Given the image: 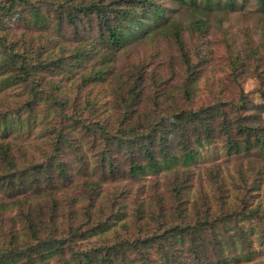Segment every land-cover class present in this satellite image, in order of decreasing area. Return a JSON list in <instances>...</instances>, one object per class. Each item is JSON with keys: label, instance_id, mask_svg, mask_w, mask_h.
Here are the masks:
<instances>
[{"label": "trees", "instance_id": "trees-1", "mask_svg": "<svg viewBox=\"0 0 264 264\" xmlns=\"http://www.w3.org/2000/svg\"><path fill=\"white\" fill-rule=\"evenodd\" d=\"M232 1L227 0L226 6L230 8ZM172 2L188 9L191 20L186 26L169 16L160 0H0V94L13 93L6 109H0V264H227L236 251L247 253L252 248L253 236L264 246V227L259 231L254 226L264 219L259 201L254 202V192L264 181V165L256 170L258 181L253 170L251 177V171L236 172L230 183L234 198L244 193L252 200L241 198L238 207L227 210L224 207L234 204L227 203L228 194L221 195L219 169L211 171L208 176L222 208L212 213L204 204L202 211L195 209L194 217L186 207L193 175L178 172L179 165L187 166L195 158L198 148L216 142L227 158L248 160L253 149L264 154V127L248 126L245 117L230 118L232 110L242 106L244 94L226 110L217 104L198 111L176 107L127 131L113 128L108 119L100 123L92 108L101 107L99 99L82 106L74 103L73 111L89 110L87 117L66 112L63 80L82 72L83 85L107 82L113 75L109 62L136 40L170 43L185 69L184 97L192 100L193 77L206 55L194 51L192 62L185 31L201 34L207 20L198 16L206 17L221 5L214 0ZM257 3L263 11L264 0ZM30 31L34 36L27 35ZM248 42V54L233 58L230 68L235 75L246 68L247 59L254 60L258 90L264 94V71L257 58L264 57V45ZM87 58L93 63L88 68ZM130 69L125 82L129 96L121 99L126 109L138 101L143 80V72ZM156 76H151L152 83ZM117 79L120 88L123 81ZM36 127H42L38 134L33 131ZM21 136L26 141L40 139L42 146L29 153L16 146ZM79 138L87 139L93 149L103 141L104 153L90 161ZM161 173L171 174L172 180L159 194L155 179L154 206L143 198L130 213L127 203L117 201L129 194L127 188L115 193L108 205L99 204V184L128 179L138 185ZM140 189L146 193L143 184ZM149 220L156 225H149ZM119 230L125 233L122 238ZM109 233L117 237L112 245L91 244Z\"/></svg>", "mask_w": 264, "mask_h": 264}, {"label": "rangeland", "instance_id": "rangeland-1", "mask_svg": "<svg viewBox=\"0 0 264 264\" xmlns=\"http://www.w3.org/2000/svg\"><path fill=\"white\" fill-rule=\"evenodd\" d=\"M160 1L168 9V15L172 16L171 14H173L172 17H175L183 25L186 26L191 20L187 8L180 7L179 4L172 2V0ZM214 1H219L221 5L220 9L216 10L214 8V11L212 10L206 17L198 16L207 20V28L201 34L194 33L193 35H189V32L185 31V39L192 62L195 63L196 61L194 51L201 53V56L206 55L203 64L198 65V74L193 77L195 79V91L190 102L186 101L182 91L185 69L178 62V57L170 43L157 41L153 44H143L136 40L118 53L115 61L109 62V65L113 68V75L108 78L107 82L96 85L94 83L83 85L79 77L82 72L69 75V77L63 80L62 85L65 87L64 95L66 96L65 103L68 102L66 104L68 106L66 110L68 115L71 113L79 116L82 115L83 117L91 115L89 110L82 111L81 109H75L73 111V105L77 102L82 106L86 104L87 100L99 99L101 107L92 106V108L100 123H104L108 119L110 120L109 124L113 128L127 131L130 128H137L138 123L154 117L155 114L160 118L161 114L167 113L176 107H180V110L198 111L217 104L223 106L226 110L230 106L228 104L239 103L241 94H244L245 100L242 106L238 110L233 109L230 113V118L237 120L239 117H245L244 119L248 126L264 127V94H261L258 90L260 83L252 68L254 60L247 59L249 65L247 64L245 69L236 71L235 75L230 68V62L233 58L248 54V50L246 49L248 41H251L255 45H264V10L261 11L262 9L259 7L257 0H233L230 8L225 4L227 0ZM194 15H199V13L197 12ZM27 35L34 36V33L30 31L27 32ZM63 44L66 47L67 41H63ZM66 48L69 49L68 47ZM257 58L259 69L264 71L263 55H259ZM92 64L90 58H87L84 67L88 68ZM99 67L100 65L97 63L95 68L98 69ZM130 68H134V71L143 72V80L140 81L141 93L138 96V101L134 106L126 109V105L123 106L121 99H127L129 96V89L125 82L129 81ZM153 74L157 75L154 83L151 81ZM114 76L123 81L120 88H118V79L115 81L116 78L113 79ZM160 78L165 80L163 84H160ZM155 84L156 89L153 90V85L155 86ZM9 93L12 92L7 91L0 94V109H6L4 105L9 99L13 98V93ZM116 93L120 94V97ZM128 110L132 111L127 113L129 112ZM90 119L86 118V121ZM86 121L85 123L88 124ZM39 130H42V127L34 128L33 131H36L34 134H38ZM15 143L16 146L26 149L29 153H33L36 146H42V141L35 137L26 141L21 136ZM78 145L83 152L90 156V161L97 159L105 151L103 141L97 142L93 149V146L90 145L87 139L79 138ZM92 149L93 152H91ZM198 149V154L190 163H187V166L179 165L178 167L180 175H193V180L190 183V198L186 204L187 213L190 216L195 214L196 208L202 211L204 204L212 208V213L215 212V209L222 208L219 203L218 193H216V187L212 185L214 181L208 176L211 171L216 172L218 169L221 176L216 180L220 181L219 179L222 177L223 181L221 183H224L221 195L228 194L227 203L234 204L228 208L224 207L225 210L235 206L238 207L241 198L244 200L246 198L248 201L252 200L248 197V194L244 195V193L239 194L238 199L234 198L236 194L230 183L238 170L249 172L253 170L258 181V172L256 170L264 165V154L260 150L253 149L251 152L252 158L246 160L240 156L227 158L226 152L223 150L220 142L204 145ZM38 155L39 153L37 152L36 156ZM116 156L121 158V161H126L122 157V154L119 153ZM183 163V161H180V164ZM251 173L252 171L249 177H251ZM171 178V174L166 176L165 173H161L157 176L151 175L147 177L145 181H142L138 185L128 179L112 180L105 184L101 183L99 184V197L102 199L99 204L108 205V201L112 200L113 196L115 197V193H118L120 189L127 188L129 194L122 200L117 201L127 203V209L130 213L137 202L143 198H147L154 206L152 200L154 193L156 191L159 194L161 192L165 193L169 182L172 180ZM155 179L159 181L158 186L155 183ZM142 184L146 191L144 194L141 193L140 189ZM263 185L264 181H262L261 189L254 192V198L256 197L254 202L259 201L261 213L264 214ZM155 186H157L156 191L153 188ZM225 187L227 188L226 192H224ZM170 202L171 200L168 196L167 204ZM115 208L117 209L118 206ZM152 210H154V207ZM149 222V225H156V222L153 220H149ZM260 222V224L254 225L259 231L261 230L260 228L263 229L264 227V219ZM134 223L136 225L142 224L141 221ZM134 223L130 222L129 224L135 225ZM118 235L122 238L125 236V233L119 230ZM116 238L114 234L109 233L103 239L95 238L91 240V244L98 245L107 241L108 245H112ZM252 239L254 243H252V248L247 252L249 254L243 253L240 250L236 251L235 258L228 260L227 264H264V246L259 245L257 237L253 236ZM152 257L156 259L158 258V254L155 253Z\"/></svg>", "mask_w": 264, "mask_h": 264}]
</instances>
